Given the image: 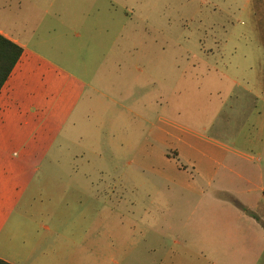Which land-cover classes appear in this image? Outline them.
I'll use <instances>...</instances> for the list:
<instances>
[{"label": "rangeland", "instance_id": "374dc122", "mask_svg": "<svg viewBox=\"0 0 264 264\" xmlns=\"http://www.w3.org/2000/svg\"><path fill=\"white\" fill-rule=\"evenodd\" d=\"M0 31L42 63L0 116V164L41 166L43 188L14 225L44 245L12 253L219 264L206 245L264 248V0H0Z\"/></svg>", "mask_w": 264, "mask_h": 264}, {"label": "crops", "instance_id": "0c3cea01", "mask_svg": "<svg viewBox=\"0 0 264 264\" xmlns=\"http://www.w3.org/2000/svg\"><path fill=\"white\" fill-rule=\"evenodd\" d=\"M0 33L22 46L4 32L0 31ZM23 49L20 61L0 93V116L12 111L14 107L21 110L25 102L33 97L28 78L36 76L38 67H41L42 63L40 61L32 62L31 57L25 53L24 47ZM40 170L41 166L27 173L25 165L0 164V259L11 264H30L28 254L23 255L21 252L14 254L10 251L12 245H44L38 237L29 240L22 225H14L15 217H34L30 209L25 210V208L28 205L38 206L36 190L40 192L43 189L39 188L37 183V173ZM38 213L42 216L48 214L42 209L36 214ZM15 214L16 216H14ZM66 245H78V243L71 238L70 243ZM162 249L170 250L165 246ZM206 250L213 251L212 254H209V259H214V256L215 261L219 264H264L263 246L206 245ZM225 256H227L226 259Z\"/></svg>", "mask_w": 264, "mask_h": 264}, {"label": "trees", "instance_id": "16d2710c", "mask_svg": "<svg viewBox=\"0 0 264 264\" xmlns=\"http://www.w3.org/2000/svg\"><path fill=\"white\" fill-rule=\"evenodd\" d=\"M18 43L0 33V93L23 55ZM0 264H11L0 259Z\"/></svg>", "mask_w": 264, "mask_h": 264}]
</instances>
